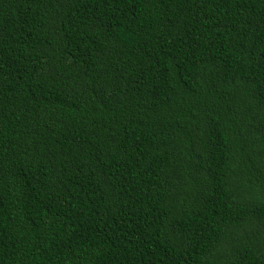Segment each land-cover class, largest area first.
<instances>
[{
    "label": "trees",
    "instance_id": "16d2710c",
    "mask_svg": "<svg viewBox=\"0 0 264 264\" xmlns=\"http://www.w3.org/2000/svg\"><path fill=\"white\" fill-rule=\"evenodd\" d=\"M0 264H264V0H0Z\"/></svg>",
    "mask_w": 264,
    "mask_h": 264
}]
</instances>
